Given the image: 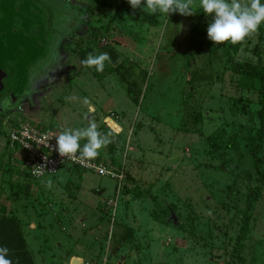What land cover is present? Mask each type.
I'll list each match as a JSON object with an SVG mask.
<instances>
[{"label": "rangeland", "instance_id": "obj_1", "mask_svg": "<svg viewBox=\"0 0 264 264\" xmlns=\"http://www.w3.org/2000/svg\"><path fill=\"white\" fill-rule=\"evenodd\" d=\"M3 2L34 10L42 18L34 29L43 26L44 40L38 57L4 88L0 112L44 127L83 128L88 98L101 132L109 130L105 118L120 126L94 158L126 173L113 222L103 212L117 185L110 176L66 166L58 171L70 170L64 179L34 181L0 166V215L38 226L36 239H27L37 264H71L72 255L92 264H264V119L257 92L264 87L242 85L240 75L257 64L259 28L242 42H226L233 62L224 44H205L201 23L209 25L214 14L206 16L199 0L191 16L134 11L128 0ZM103 52L111 57L103 72L81 64L88 53ZM3 144L4 136L0 160ZM252 191L249 230L237 254Z\"/></svg>", "mask_w": 264, "mask_h": 264}, {"label": "clouds", "instance_id": "obj_2", "mask_svg": "<svg viewBox=\"0 0 264 264\" xmlns=\"http://www.w3.org/2000/svg\"><path fill=\"white\" fill-rule=\"evenodd\" d=\"M131 8L135 11L142 8L149 14L179 13L183 16L194 15L193 0H128ZM199 9L203 10L206 16L213 15L212 21L207 27V38L216 45L225 42L237 44L246 37L256 33L259 26L264 23V3L261 0H199ZM111 63L109 53L99 54L88 53L81 61L86 68H94L97 72H103L105 63ZM71 101L74 97H65ZM84 104L88 106L87 126L83 128H65L55 136V151L61 158H79L92 160L99 154V150L112 143L115 135L120 131V126L109 118H105L108 124V131L101 132L96 123L94 113L95 106L88 98H84ZM81 141H85L81 143ZM45 163L38 165V170L45 167ZM46 188H52L53 181H44ZM9 249L0 247V264H13L8 258Z\"/></svg>", "mask_w": 264, "mask_h": 264}, {"label": "built area", "instance_id": "obj_3", "mask_svg": "<svg viewBox=\"0 0 264 264\" xmlns=\"http://www.w3.org/2000/svg\"><path fill=\"white\" fill-rule=\"evenodd\" d=\"M4 128L3 145L4 147L7 145L11 153L9 161L19 166L18 171H26L28 177L34 181L56 175L60 169L66 166L116 179L117 185L113 197L104 202L106 218L111 222L115 220L121 197L122 181L126 178V173L123 170H115L112 165L108 166L97 159L61 158L53 145H55V136L59 131L64 130L62 125H58L56 128L44 127L38 120L28 119L4 124ZM44 163L46 166L42 170H38L37 166ZM82 262L83 264H92L89 261Z\"/></svg>", "mask_w": 264, "mask_h": 264}, {"label": "trees", "instance_id": "obj_4", "mask_svg": "<svg viewBox=\"0 0 264 264\" xmlns=\"http://www.w3.org/2000/svg\"><path fill=\"white\" fill-rule=\"evenodd\" d=\"M207 27H208L207 23H201V33L200 34L206 45L209 44L210 46L215 47L214 45L215 43L210 41L207 38ZM262 38H263L262 27L260 25L259 34H258V42L255 44L253 48V52L257 56V64L258 63L264 64V60L260 56V45H259ZM222 44H224L225 52L227 54V59L229 61L234 62L233 49L230 47V45H228L229 43L225 42ZM113 64H114V60H113ZM257 64L251 65V66L247 65V68L240 71V75L243 76V78H245L246 80L242 82V85L250 87L253 85L252 83L254 81H258L259 86L264 87V68H259ZM110 67H112V65H110ZM127 90H129V88ZM257 92H258V97L261 99V102H262L261 108L258 110V116L260 118V123L263 124L264 89L259 88ZM262 131L260 132V135H259L261 138L263 136ZM0 134H4V131H1ZM107 146H110V145H107ZM109 152H112L111 149H109ZM252 152L254 153V151ZM10 156H11V153L9 152L7 145H5L4 150H3V159L0 160V166L3 168L7 167L8 169H13V168L18 169L19 166L9 161ZM69 169H75V168L69 167ZM20 174L26 177L29 176L26 171H23ZM256 196L257 194L253 191L249 192L248 195L246 196V206L244 208L243 215L241 218L239 235L237 236V245L235 247V252L237 254L239 253V250L241 249L243 240L246 239L247 234H248L249 210L251 209ZM172 223H173V220H172ZM0 247H7L9 249L8 258L13 261V264H36L34 254L28 247L26 239H24L23 232L21 229V222L19 218L16 217L15 214L4 213L0 215ZM238 259L239 261H242L241 257H238Z\"/></svg>", "mask_w": 264, "mask_h": 264}, {"label": "water", "instance_id": "obj_5", "mask_svg": "<svg viewBox=\"0 0 264 264\" xmlns=\"http://www.w3.org/2000/svg\"><path fill=\"white\" fill-rule=\"evenodd\" d=\"M33 16H36L35 11L26 9L24 4L22 8L18 3L0 1V94L5 93L2 90L19 76L22 68L38 57L42 49L43 26L34 29L42 18ZM171 217L175 224V215ZM71 264L83 262L75 257Z\"/></svg>", "mask_w": 264, "mask_h": 264}, {"label": "crops", "instance_id": "obj_6", "mask_svg": "<svg viewBox=\"0 0 264 264\" xmlns=\"http://www.w3.org/2000/svg\"><path fill=\"white\" fill-rule=\"evenodd\" d=\"M68 171H70L68 168L67 169H64L63 170V173H57L56 175H55V177L56 176H58L60 179H64L65 177H66V173L68 172ZM67 175H68V173H67ZM103 209H104V207H103ZM105 210V209H104ZM103 210V212H104V214H105V211ZM16 215V214H15ZM106 215V214H105ZM16 217L17 218H19V220H20V222H21V229H22V232H23V236H24V239H26V241H27V239H36L35 237V235H33L32 233H33V231H34V229H38V226H33V222H30V223H27V221H26V219L23 217V216H20V215H16ZM27 244H28V241H27ZM76 257V255H72L71 256V258H70V260H69V262H71L72 261V259L73 258H75ZM34 258H35V255H34ZM41 258H43V257H40V259ZM77 259H79L80 261H85V260H83V259H81V258H79V257H76ZM60 259V258H59ZM63 260V259H62ZM35 262H36V258H35ZM66 263V261H61V263L60 264H65ZM98 263H100V261H98L97 262V264ZM36 264H37V262H36ZM101 264V263H100Z\"/></svg>", "mask_w": 264, "mask_h": 264}, {"label": "flooded vegetation", "instance_id": "obj_7", "mask_svg": "<svg viewBox=\"0 0 264 264\" xmlns=\"http://www.w3.org/2000/svg\"><path fill=\"white\" fill-rule=\"evenodd\" d=\"M2 91H4V89ZM12 94H14V92ZM0 96H1V94H0ZM14 121H19V120L15 116H11L9 114L7 116H5V114H3L2 112H0V133H1V131L4 130V124H7V123L8 124H11ZM2 136H3V134H0V139L2 138Z\"/></svg>", "mask_w": 264, "mask_h": 264}]
</instances>
